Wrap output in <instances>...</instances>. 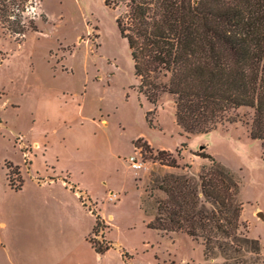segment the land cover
Wrapping results in <instances>:
<instances>
[{
  "label": "rangeland",
  "instance_id": "obj_1",
  "mask_svg": "<svg viewBox=\"0 0 264 264\" xmlns=\"http://www.w3.org/2000/svg\"><path fill=\"white\" fill-rule=\"evenodd\" d=\"M126 2L28 0L24 17L38 27L24 36L0 22V264L251 263L252 253L207 258L202 240L147 227L165 197L150 190L151 177L198 178L211 163L205 153L239 181L241 237L259 239L264 260V146L250 137L254 110L241 107L232 112L237 123L183 135L174 97L153 105L137 89L116 24ZM154 108L151 126L145 114ZM135 143L144 153L139 170L128 162ZM164 149L178 167L157 159ZM110 192L120 199L109 200Z\"/></svg>",
  "mask_w": 264,
  "mask_h": 264
},
{
  "label": "trees",
  "instance_id": "obj_2",
  "mask_svg": "<svg viewBox=\"0 0 264 264\" xmlns=\"http://www.w3.org/2000/svg\"><path fill=\"white\" fill-rule=\"evenodd\" d=\"M27 2L0 0V22L14 35L37 31L35 20L24 17ZM105 4L111 6L109 0ZM126 7L116 24L128 43L138 91L153 105L163 94L172 95L176 123L187 138L237 123L232 112L250 107V137L264 146V0H127ZM155 111L145 114L151 126ZM143 145L152 152L147 142ZM202 155L211 163L198 178L151 177L150 190L165 197L156 200L147 227L202 240L207 258L219 253L236 259L249 252L254 261L241 264H264L259 239L241 237L239 181L211 154ZM157 159L178 167L169 150H159ZM100 225L97 215L95 230Z\"/></svg>",
  "mask_w": 264,
  "mask_h": 264
},
{
  "label": "built area",
  "instance_id": "obj_3",
  "mask_svg": "<svg viewBox=\"0 0 264 264\" xmlns=\"http://www.w3.org/2000/svg\"><path fill=\"white\" fill-rule=\"evenodd\" d=\"M135 147V154L129 157L128 162L133 169L139 170L145 165L143 147L141 145H135ZM118 197V194L114 192H110L108 196L109 200H115Z\"/></svg>",
  "mask_w": 264,
  "mask_h": 264
},
{
  "label": "crops",
  "instance_id": "obj_4",
  "mask_svg": "<svg viewBox=\"0 0 264 264\" xmlns=\"http://www.w3.org/2000/svg\"><path fill=\"white\" fill-rule=\"evenodd\" d=\"M175 121H176V119H175ZM176 124H177V123H176ZM138 138H142V137L137 136L135 139L137 140ZM148 143H149V142H148ZM149 144H150V143H149ZM150 145H151V144H150ZM151 146H152V145H151ZM171 151H173V150H171ZM116 194H117V193H116ZM118 196H119V197H118L117 199H115V200H119V199H120V197H121L120 194H118ZM88 214H89L90 216L92 215L89 211H88ZM262 214H263V216H264V212H263ZM92 216H93V215H92ZM96 216H97V215H94V217H95V218H94L95 221H96ZM151 219H152V217H150L149 221H150ZM108 251H109V250H108ZM108 251H106L105 254H106ZM118 251L121 253L120 249H118ZM120 253H119V254H120ZM98 254H99V253H98ZM99 255H101V254H99Z\"/></svg>",
  "mask_w": 264,
  "mask_h": 264
},
{
  "label": "water",
  "instance_id": "obj_5",
  "mask_svg": "<svg viewBox=\"0 0 264 264\" xmlns=\"http://www.w3.org/2000/svg\"><path fill=\"white\" fill-rule=\"evenodd\" d=\"M259 216L264 219V216L262 213H259Z\"/></svg>",
  "mask_w": 264,
  "mask_h": 264
}]
</instances>
